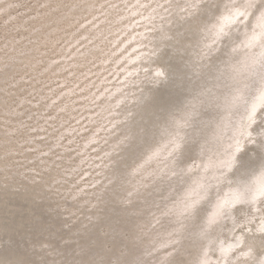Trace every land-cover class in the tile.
I'll list each match as a JSON object with an SVG mask.
<instances>
[{"label":"rangeland","instance_id":"374dc122","mask_svg":"<svg viewBox=\"0 0 264 264\" xmlns=\"http://www.w3.org/2000/svg\"><path fill=\"white\" fill-rule=\"evenodd\" d=\"M262 12L0 0V264H264Z\"/></svg>","mask_w":264,"mask_h":264},{"label":"snow or ice","instance_id":"6c2138e0","mask_svg":"<svg viewBox=\"0 0 264 264\" xmlns=\"http://www.w3.org/2000/svg\"><path fill=\"white\" fill-rule=\"evenodd\" d=\"M248 8H264V4H257L255 0H248ZM243 14L241 13V15ZM262 17H264V12H262ZM158 75H162V73H158Z\"/></svg>","mask_w":264,"mask_h":264}]
</instances>
